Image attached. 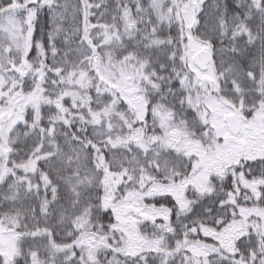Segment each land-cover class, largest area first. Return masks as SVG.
Instances as JSON below:
<instances>
[{
    "label": "snow or ice",
    "instance_id": "6c2138e0",
    "mask_svg": "<svg viewBox=\"0 0 264 264\" xmlns=\"http://www.w3.org/2000/svg\"><path fill=\"white\" fill-rule=\"evenodd\" d=\"M0 264H264V0H0Z\"/></svg>",
    "mask_w": 264,
    "mask_h": 264
},
{
    "label": "trees",
    "instance_id": "16d2710c",
    "mask_svg": "<svg viewBox=\"0 0 264 264\" xmlns=\"http://www.w3.org/2000/svg\"><path fill=\"white\" fill-rule=\"evenodd\" d=\"M214 2V0H206V4H212Z\"/></svg>",
    "mask_w": 264,
    "mask_h": 264
}]
</instances>
